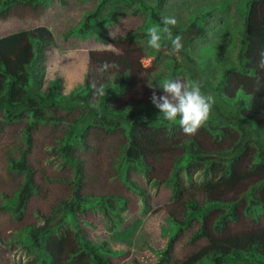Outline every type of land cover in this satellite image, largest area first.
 <instances>
[{
    "label": "trees",
    "instance_id": "1",
    "mask_svg": "<svg viewBox=\"0 0 264 264\" xmlns=\"http://www.w3.org/2000/svg\"><path fill=\"white\" fill-rule=\"evenodd\" d=\"M162 1L153 6L144 0H98L84 15L76 32L94 30L103 42L108 37L98 32L96 22L108 3H124L146 15L142 27L124 37L134 47L129 57L113 54L116 80L104 85L106 95H96L97 101L86 80L84 87L83 82L77 84L68 94L62 76L44 86L46 52L56 45L49 27L0 36V166L9 163L6 173H0V264L9 263L3 256L8 229L17 232L25 251L34 253L31 264H55V259L68 257L109 264L104 254L111 251L102 244L88 245L79 226L73 234L77 248L63 256L52 250L50 235L90 206L97 216L112 210L117 238L130 245L131 230L125 222L132 209L123 190L134 188L126 175L131 166L156 187L171 190L161 203L167 243L155 264H264L262 0H246L238 60L222 67L215 84L187 50L208 31L211 12L206 10L191 13L184 27L172 28L173 35L184 37L179 57L170 54V42L159 52L145 50L153 55L154 67L165 60L170 71L166 77L154 80L151 67L142 65L140 59L147 55L142 45L148 40L147 29L161 23L157 6ZM49 2L0 0V21L14 16L43 19ZM182 73L216 98L210 121L194 136L165 120L150 100L149 83L162 94L159 84ZM19 123L24 141L12 152L1 142V134ZM49 150L60 154L64 172L49 163ZM193 173L198 177L192 178ZM175 251L185 258L174 260Z\"/></svg>",
    "mask_w": 264,
    "mask_h": 264
},
{
    "label": "rangeland",
    "instance_id": "2",
    "mask_svg": "<svg viewBox=\"0 0 264 264\" xmlns=\"http://www.w3.org/2000/svg\"><path fill=\"white\" fill-rule=\"evenodd\" d=\"M144 1L154 6L159 0ZM97 2L98 0H50L46 16L43 19L35 20L14 16L0 21V36L39 25H45L51 29L56 45L46 52L48 72L44 78L46 87L54 77H61L62 72L73 73L74 81L78 80L77 82L84 83L81 87H84L85 80L92 88L93 84L96 87L113 84L116 80L114 69L102 73L99 71L100 66L105 61L111 63L115 53L123 59L129 57L134 47L127 43L124 37L139 30L145 22L146 15L140 11L134 12L135 7L124 3H108L96 22L98 32L108 37L107 42H103L94 30L83 35L76 32L83 22L84 15L92 11ZM245 3L246 0H163L161 5L157 6L162 17H174L179 27H184L190 19L191 13L195 14L205 10L211 12L207 17L208 31L205 36L194 39L187 46L189 55L204 67L210 84L217 82L222 67L238 60L246 12ZM259 11L261 19L264 20V0L259 5ZM17 12L23 13V11ZM10 22L18 24L15 23L12 27L7 26ZM137 45L140 46V44ZM142 47L147 55L142 56L140 61L144 67H151L152 78L158 80L162 76L166 77L170 71L165 60H161L154 67L153 55L145 51L149 49L147 43H143ZM82 54L85 56L81 58ZM74 55H76L75 58ZM78 68L82 73L77 70ZM177 77L184 79L187 77V73L179 74ZM157 82L159 83V81ZM71 90L70 86L63 88L65 94ZM148 108L150 109V107H145L144 110ZM21 127L22 123L13 126V128L9 126V129L7 128L1 134V142H4L5 147L12 152L24 141ZM47 158L57 171H65L62 169L63 159L58 152L47 151ZM6 168H9L7 162L0 166V173H6ZM185 174L183 172V175ZM126 175L128 181L134 186V188L130 186L123 190L127 199L126 205L132 209V214L126 218L127 223L125 222L126 227L131 230L129 236L131 244L121 243L117 238L118 222L116 218L112 219V210L104 213L98 209L102 213L99 211L100 214L97 216V210L87 206L86 211L74 218L73 223L66 220V223L64 222L53 230L50 235L52 250L63 256L68 250L77 248L78 239L73 234L76 232V227L79 226L88 245L102 244L111 251L104 254L105 258L109 260V264H155L159 249L167 243L168 233L162 230L163 227H167V221L161 203L164 199L166 200L171 190L168 187H156L154 181H147L145 176L132 166L128 168ZM14 176L20 177L16 173ZM197 177V173H193L192 178ZM231 197L232 195L228 196L226 200H230ZM119 220L121 219L119 218ZM122 221L124 220L122 219ZM195 225L196 223L184 229L181 235L190 233ZM6 235L3 256L8 257V264H31L34 253H29L20 246L17 232L8 229ZM185 256L186 254L176 255V251L173 255L174 260L178 261L183 260ZM54 261L55 264H87L92 260L84 258L78 261L68 257L61 261L56 259Z\"/></svg>",
    "mask_w": 264,
    "mask_h": 264
},
{
    "label": "clouds",
    "instance_id": "3",
    "mask_svg": "<svg viewBox=\"0 0 264 264\" xmlns=\"http://www.w3.org/2000/svg\"><path fill=\"white\" fill-rule=\"evenodd\" d=\"M177 23L174 17L164 16L160 24L149 27L148 47L159 52L165 48V43L170 42V54L179 57L183 50L184 37L181 34L173 35L172 28L176 27ZM165 54L169 52L165 51ZM259 66L264 68V54ZM117 67V64L105 61L99 71L108 72ZM148 86L152 89L151 103L161 111L165 120L178 124L185 135H196L210 121L216 98L211 93H205L199 81L180 77L165 80L159 84L162 94L157 93L156 85L149 83ZM93 88L95 95L101 97L106 95L103 85L96 87L93 84Z\"/></svg>",
    "mask_w": 264,
    "mask_h": 264
},
{
    "label": "crops",
    "instance_id": "4",
    "mask_svg": "<svg viewBox=\"0 0 264 264\" xmlns=\"http://www.w3.org/2000/svg\"><path fill=\"white\" fill-rule=\"evenodd\" d=\"M15 23L16 24H18L17 22H10L9 24H7V26H10V27H12V26H14L15 25ZM6 29H9V28H6ZM11 33V32H10ZM7 34H9V33H7ZM6 35V34H5ZM3 36V35H2ZM81 56V58L83 57V56H85V55H80ZM76 57V55H74V58ZM78 60L76 59V62H77ZM82 64V62L80 63V65ZM81 67V66H80ZM77 70H80V73H82L81 72V69L80 68H78ZM48 73V72H47ZM46 73V74H47ZM72 75H73V73H71V74H68V73H66V72H62V78H63V81H64V86H70V88L72 87H75L77 84H80V83H82V82H77L78 80H76V81H74V78L72 77ZM76 75V74H75ZM75 77V76H74ZM74 81V82H73Z\"/></svg>",
    "mask_w": 264,
    "mask_h": 264
}]
</instances>
